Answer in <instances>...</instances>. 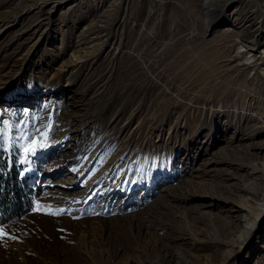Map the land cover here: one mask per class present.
<instances>
[{
    "label": "rangeland",
    "instance_id": "rangeland-1",
    "mask_svg": "<svg viewBox=\"0 0 264 264\" xmlns=\"http://www.w3.org/2000/svg\"><path fill=\"white\" fill-rule=\"evenodd\" d=\"M129 1L0 0V161L32 199L0 224V264H94L111 251L122 263L136 249L170 264H264L263 97L222 60L220 43L240 37L217 35L240 30L235 53L257 30L262 50L264 0L214 11L198 0L215 24L183 44L190 78L174 37L128 42L167 0H141L143 22L126 26ZM239 8L252 31L237 28Z\"/></svg>",
    "mask_w": 264,
    "mask_h": 264
},
{
    "label": "bare ground",
    "instance_id": "bare-ground-1",
    "mask_svg": "<svg viewBox=\"0 0 264 264\" xmlns=\"http://www.w3.org/2000/svg\"><path fill=\"white\" fill-rule=\"evenodd\" d=\"M118 1H119L118 2L119 6L118 5L117 6L120 8V5L124 0H118ZM216 1H217L216 7L213 6V4H210L211 8H209L208 10L214 11V9H219L220 7H223L229 2L227 1L221 4L220 3L222 2L221 0H216ZM129 2H132V5L127 11L126 19L124 20L125 25L128 26V18H133L137 24H141L144 20L143 14H146L145 13L146 7H147L146 1L141 2V0H130ZM156 6L157 7H155V9L161 8L162 11L159 13L158 20L153 21L155 23L154 29H152L151 31H144L143 33H141L140 31L132 30L131 37L128 42H131V40H142V39H147V38H156V39L164 38L168 35L169 37H174V40L177 42L178 47L176 48L174 47L173 43H170V46L168 49L173 54L179 51V53L172 55L174 59L177 60L178 62V65H176V67L178 71H180V68L178 66L181 67V65H184V69H183L184 74L187 75V78H190L192 76H188V74H191V75L194 74L192 72L195 71L194 69L196 65L194 64L195 66L189 67L190 64L192 63L191 58H189V56L191 57V55L186 56L184 49H183L185 48V46H183V44L187 42H191L195 38V35L200 34L199 32L207 33L210 30V28L214 26L213 23L215 24V21L213 22V20H211L210 18L209 20L207 19L205 20V18L203 19V15L201 14L202 6L201 7L199 6L198 0H177V1L167 0L166 2L160 1V3L158 4L156 3ZM30 8L31 6L29 7V9ZM207 8L208 6H206V9ZM251 11L254 14L255 12H258V9L251 10ZM241 12H243V9L239 8L236 13L237 15H239L238 19H240V21L237 22L238 24L237 28L239 27L240 29V27H243L245 25V29H243L244 31L246 30L248 32L252 31L251 28H248V27H252V25H254V21H255L254 18H252L253 19L252 23L250 21L246 24H243L244 19H241L240 17ZM114 16L115 14L105 15L104 19L101 20L103 23H105V25H100L97 23L95 25H91L87 31L88 32L93 31L94 33L95 32L100 33L107 26L108 22L110 24L111 22L114 21V18H115ZM148 16L150 19L156 18L153 14H151V11H148ZM248 18H251V17H248ZM234 32H236L237 36L240 38L238 39L230 38L229 40L220 43V46H221L220 49L222 50V54H223L222 60L225 61V63L229 66L227 68H231L235 72L233 79L238 80L237 81L238 85H241V83L246 82L248 83L247 87L249 89L251 88V90L255 89L257 91V92H252L249 90L248 93L251 96L258 95V96L263 97L262 101L261 102L259 101V102L262 103L264 106V47L262 50H256V48L254 47L256 44L257 45L260 44L263 40L259 34L256 35L255 33L257 32L256 30L253 32L254 34L253 36L254 37L256 36V37L251 41H249L248 39H245L247 40L246 42H244L245 48H239L234 53L232 49L235 47L237 42L244 41L243 40L244 37L240 36V33H241L240 30H236L232 28L231 26H225L223 27V29H221V31L217 32V35L221 33H234ZM217 35L215 34V36ZM86 37L87 36L85 33L82 36L83 43L86 42ZM95 38L97 39L98 37H95ZM88 54H90V52ZM88 54H85V55H88ZM203 54L204 55H202V57H205L207 61H211L212 59H214L212 54H208V51L206 49L205 51H203ZM244 54L247 56L246 60L239 61V59L242 58ZM252 72L254 73L253 75H252ZM241 78L244 81L240 80ZM259 119H258L259 122H261L262 124L261 127L264 126V112L263 114H261V117H259ZM259 214L261 218L264 216V205L260 209ZM200 231L201 230H199V232ZM190 233L195 236V239L198 238L196 237V234H195L196 230ZM188 235H190L189 232H188ZM212 241L214 243L222 242L217 237H214ZM193 242H196V240ZM127 248L131 249V246H128ZM147 254H148L149 261L143 262L142 257L144 255L147 256ZM117 255L118 254L115 251H111L108 255H106L107 257L106 256L99 257V258L95 257L96 259H94V264H132L134 261H138L141 264H146L149 262L158 263V264H170L168 263V259L161 258V257H156V258L151 257L150 251L148 250L146 252H143V251H140L139 249H136V252L125 257L124 260H122L123 261L122 263H114L113 261H111V259H116ZM180 264H187V263L185 261H182Z\"/></svg>",
    "mask_w": 264,
    "mask_h": 264
},
{
    "label": "trees",
    "instance_id": "trees-1",
    "mask_svg": "<svg viewBox=\"0 0 264 264\" xmlns=\"http://www.w3.org/2000/svg\"><path fill=\"white\" fill-rule=\"evenodd\" d=\"M24 179L16 178L12 164L0 161V224L15 221L31 207V189Z\"/></svg>",
    "mask_w": 264,
    "mask_h": 264
}]
</instances>
